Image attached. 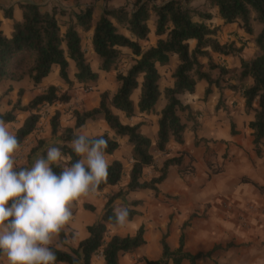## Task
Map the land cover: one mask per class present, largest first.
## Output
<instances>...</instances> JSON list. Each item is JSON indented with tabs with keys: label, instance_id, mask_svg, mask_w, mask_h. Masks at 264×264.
I'll use <instances>...</instances> for the list:
<instances>
[{
	"label": "trees",
	"instance_id": "obj_1",
	"mask_svg": "<svg viewBox=\"0 0 264 264\" xmlns=\"http://www.w3.org/2000/svg\"><path fill=\"white\" fill-rule=\"evenodd\" d=\"M89 1L104 3L93 23V8L91 4H87L78 12H69L70 21L60 32L54 10L44 11L37 3L26 1L17 3L21 17L19 20H12L9 37L0 29V81L18 80L26 75L32 85H37L49 73L51 66L55 65L58 78L68 88L72 83L67 74L69 59L74 65L73 80L89 86L96 81L97 74L91 70L82 49L80 32L88 30L91 50L98 59V70H114L122 54L121 48L128 49L135 56L124 73L115 71L117 87L112 94L102 91L99 93L96 106L71 111L72 126L59 124L58 111H54L49 118V135L59 141L52 146L60 147L62 153L70 157V160H65L61 162L62 164L70 166L79 159L69 147V142L74 135L79 134L76 130L87 120L100 118L106 124L107 130L100 133L109 141L105 150L106 155L118 147L119 138L125 137L131 146V163L127 171H123L120 161L111 160L107 180L100 184L97 191L117 184L123 175L124 188L106 195L100 217L85 227L87 232L85 238L68 250L54 248L56 264H89L92 256L97 253L102 256L101 264H117L119 254L131 252L144 243L141 224L131 235L111 234L107 237L108 225L114 224L109 220L114 210L112 201L121 193L144 189L151 190L156 196L157 185L166 177L168 167L181 165L184 152L180 151L178 155L165 158L156 168V175L141 180L144 168L152 167L154 164L149 152L150 139L139 131L140 122L122 123L113 109L122 112L126 118L133 116L135 110L141 113L153 111L160 96L157 67L166 65L170 56H175L177 64L171 73L172 85L162 89L165 103L158 112L155 134V148L158 151L165 152L170 140L179 145L183 143L185 126L177 112L190 109L187 104L180 102L177 95L183 92L192 93L195 83L200 79L205 80L207 84L203 91L204 96L211 92L212 86H215L218 92L223 89L238 92L243 97L245 111L253 112V119L247 126L252 131L255 152H258L259 144L264 140V0H207L216 8L217 16L222 23L236 22L244 34H253L252 21L260 26L252 38L257 52L247 59L240 57L238 73L229 80L223 77L224 73L228 72L226 67L213 61L210 52L224 57L238 52L241 48L234 47L233 42L219 43L216 36L217 27L210 28L204 22L210 18V13L192 8L189 5L191 0H131L130 3L118 6H106L105 3L110 0ZM0 9L3 17L12 18L11 7ZM150 14L154 16L153 34L156 39L153 45L142 48L139 41L147 39L149 32L147 20ZM194 16L199 19L193 20ZM118 28H121L122 32H119ZM189 42H193L192 46H189ZM27 57L30 58L29 65L19 74L14 73L11 70L13 63ZM137 87L139 92L134 105L130 95ZM57 89L56 85L48 84L42 91L36 92L26 105L20 106L17 98L9 110L0 113V118L6 122H13L15 109L27 111L28 114L14 131L20 143L35 127L39 117L35 112L37 106L64 104L69 100L66 89L61 92H57ZM20 92L21 90L18 91ZM230 133H234L232 123ZM41 154L44 152L41 151ZM61 170L60 167L53 166V171L57 175ZM190 171L191 168L185 165L180 172L187 174ZM217 171L212 169L214 173ZM256 187L259 192H264V187ZM139 203L140 200H132L129 205L135 206ZM82 208L92 210L94 206L84 202ZM134 214L136 211L130 208L129 219ZM186 224L185 221L179 227L175 249L168 248L165 240L168 231L165 230L159 239L160 258L154 260L143 258L144 263L179 264L182 259H187L194 264L196 259L208 256L210 252L190 254L183 250V227ZM62 236L63 231L58 237Z\"/></svg>",
	"mask_w": 264,
	"mask_h": 264
},
{
	"label": "crops",
	"instance_id": "obj_2",
	"mask_svg": "<svg viewBox=\"0 0 264 264\" xmlns=\"http://www.w3.org/2000/svg\"><path fill=\"white\" fill-rule=\"evenodd\" d=\"M26 1L32 0H0V7H11V19L3 17L0 9V29L6 37L11 33L12 20L21 17L17 3ZM218 20L222 23L220 18ZM67 62L73 74V62L69 59ZM228 66L229 63L225 67ZM11 70L18 73L20 69L13 67ZM56 76L57 68L52 65L49 73L37 85L47 84ZM2 82L12 87L14 94L18 88L26 91L28 85L33 87L26 75L18 80L4 79ZM206 85V81L200 79L192 93L177 95L197 118V136L206 140L200 148L204 153L201 155L198 151L187 174L174 176L171 173L174 169L170 167L166 177L157 185L156 196L148 189L130 193L131 200H140L139 204L133 206L136 214L120 228L122 232L117 230L115 224L108 225V229H111L110 235H131L141 224L144 243L131 252L119 254L117 264H145L143 258H160L159 239L165 230L168 231L165 239L168 248L175 249L179 227L185 221L183 250L190 254L210 252L208 256L196 259L194 264H264V192H259L256 187H264V140L259 144L258 152H255L252 131L247 126L253 119V112L245 111L243 97L238 92L229 89L218 92L212 86L211 92L204 96ZM230 123L234 133H230ZM154 126L156 131L157 125ZM189 147L188 142L183 146L189 152L195 150L191 151ZM23 148L16 152L17 165L30 168L38 156L31 152L27 161L20 155L24 152ZM185 164L181 163L183 166ZM212 169L218 171L214 173ZM100 201L103 200L91 204L97 212ZM100 215L82 208L75 209L68 223L72 236L63 231L61 240L66 242V246L57 244L58 237H54L53 247L60 250L74 247L87 236L86 225L96 221ZM101 263L100 253L93 255L89 262ZM0 264H8L2 255ZM179 264L191 263L182 259Z\"/></svg>",
	"mask_w": 264,
	"mask_h": 264
},
{
	"label": "rangeland",
	"instance_id": "obj_3",
	"mask_svg": "<svg viewBox=\"0 0 264 264\" xmlns=\"http://www.w3.org/2000/svg\"><path fill=\"white\" fill-rule=\"evenodd\" d=\"M33 2L37 3L40 6L41 10L44 11H52L55 12V17L58 21V24L60 26V32L64 30L66 25L70 21L69 12L80 11L85 5L91 4L93 8L92 13V23L96 20L97 15L103 6L104 3L100 1H89V0H32ZM131 0H110L109 2L105 3L106 6H118L125 3H130ZM7 4V1L5 2V5ZM189 5L200 11V12H208L210 13V18L207 20H204L205 23H208V26L211 27H217L216 36L219 43H228L233 42L234 47H240L241 49L238 52L231 53L230 55L221 56L210 52V55L212 56V60L219 63L220 65L226 66L228 63L230 66L226 68L228 72L224 73V78L227 80L233 78L238 73L239 69V58H250L252 57L256 52V48L253 46L252 38L253 36L258 32L260 26L256 24L254 21L251 22L253 34L248 35L244 34L243 30L240 28V26L234 22V23H221L220 20H218V16L216 13V10L211 6L207 0H191ZM1 6V5H0ZM7 8L9 6H6ZM215 11V12H214ZM199 18L197 16L193 17V20H198ZM218 21V23H217ZM147 25L149 28V32L147 34V39L143 41H139V44L142 48H145L149 45H153L156 39V36L153 34L154 29V16L150 14L149 19L147 20ZM119 32H122L121 28H118ZM81 35V43H82V49L84 51V55L86 59L88 60V63L90 65V68L92 71L96 72V81L94 83H90L89 86L81 85L80 83H76L73 80L72 73H71V67L67 68V74L70 80H72V83L70 87L67 88L66 84H64L58 76L51 79L50 82L47 84H40L39 85H33V87H30L28 85L27 90L18 88V91L21 90L20 93L18 91L13 92L12 87H8L5 85V82L0 81V113H3L11 108V106L15 103L16 99H19V105H26V103L32 98V96L39 91H42L48 84H54L57 86V92H61L66 89V92L69 95V100L64 104L54 103V104H42L37 106L35 112L39 115L38 120L35 124L34 129L27 135L24 140L20 143V149L23 148L20 155L22 157H25L28 161L30 159V153H36V155L39 157L41 155V151L44 152L46 155V150L49 146H52L56 143H59V141L49 135V118L52 116L54 111H58V120L59 124L61 126H72L73 119L71 116L72 110H86L90 109L97 105L98 103V96L99 93L102 91H107L108 94H112L116 87L117 82L115 81V71H119L124 73L125 70L130 66V64L133 62V59L135 56L130 53V51L126 48H121L122 54L120 55V59L116 65V68L114 70L109 71H101L98 70V59L96 56L91 52V46H90V30L85 32H80ZM193 42H189V46H192ZM201 61H204V59H200ZM30 63V58H24L20 60L18 63H13L12 67H16V70H19L21 72L23 69H25L28 64ZM177 64V60L174 57L169 58V62L166 65L158 66L157 71L159 73V79H158V88L160 91V98L155 103L153 111L148 113H141L137 112L135 110V113L131 117H124L123 113L117 110L113 109V112L118 116L119 120L122 123L127 124H134L140 122L139 131L147 136L150 139V146H149V152L151 153L154 164L151 167L144 168L141 176V180H147L151 176H154L157 174L156 168L160 166L161 162L169 157L178 155L180 151H183L184 154L182 155L181 163H187L185 164L188 168H190V163H193L195 160V156L198 153V151L201 153V155L204 153L200 148H202V145L206 142L205 139L199 138L197 136V129H198V122L197 118H195V114L191 113V110H183L178 111V115L180 118V121L184 124V131H183V143L181 145L169 141L165 147V152L158 151L155 148V130H154V124H156V119L158 118V110L159 106L163 105L165 103L162 89L167 86L172 85V77L171 73ZM18 72V74H19ZM17 73V72H16ZM215 75V72H213ZM140 80V77L138 78V81ZM225 83V81H223ZM139 92V87H137L132 94L130 95V99L132 100L133 104H136L137 96ZM218 106V102H217ZM15 120L13 122H7L10 130L15 131V129L21 124L22 120L25 118V116L28 114L27 111H22L15 109ZM107 127L103 120L100 118H95L94 120H87L84 125H82L80 128L76 130V132L80 133H87L90 135H97L102 133L103 131H106ZM109 134H111L109 132ZM186 135V136H185ZM119 145L118 147L109 155H106V158L109 160H118L122 163L124 172L127 171L129 168V165L131 163L130 158V150L131 146L126 141L125 137L117 139ZM190 144V150H194L192 152L187 151L183 146L186 143ZM199 149V150H197ZM34 151V152H33ZM18 154V153H17ZM19 156V154H18ZM33 160V159H32ZM63 162V161H62ZM33 163V161H31ZM184 165V166H185ZM181 166H169V168L172 167L174 171H171V173L176 176H182L181 174V168L184 167ZM125 181L121 178L120 181L111 186H106L102 190L96 191L95 193H90L89 196H82L79 199L73 201L72 207L75 209H81L82 204L88 203L93 204L96 201L103 200L107 194L115 192L118 189L124 188L123 183ZM123 191V190H122ZM131 192L127 193H121L118 197H116L112 201V205L114 208L120 207V206H128L129 208H133V206L129 205V202L132 201L130 196ZM153 192L151 191V194ZM154 195V194H153ZM155 196V195H154ZM102 203L103 201H100V209L97 212L94 208L92 210H88L90 213L95 215H100L102 213ZM76 205V206H75ZM83 209V208H82ZM86 210V209H85ZM117 230H121L120 228H123V226H117L115 225ZM108 229L107 231V237L110 235V232ZM64 233L68 234L69 237L72 236V229L68 227V224L63 228ZM122 232V230H121ZM65 233V234H66ZM58 237V236H57ZM66 238V237H65ZM64 238V240H65ZM57 244L59 245H65L64 241L61 240V238H57ZM61 243V244H60ZM59 264V263H57Z\"/></svg>",
	"mask_w": 264,
	"mask_h": 264
},
{
	"label": "clouds",
	"instance_id": "obj_4",
	"mask_svg": "<svg viewBox=\"0 0 264 264\" xmlns=\"http://www.w3.org/2000/svg\"><path fill=\"white\" fill-rule=\"evenodd\" d=\"M109 141L104 134L74 135L69 147L79 159L70 160L60 147L49 146L33 165H17V135L0 118V255L8 264H56L54 237L72 220L73 201L95 193L106 182ZM53 166L62 170L57 175ZM130 208L116 207L109 217L117 226L128 222Z\"/></svg>",
	"mask_w": 264,
	"mask_h": 264
}]
</instances>
